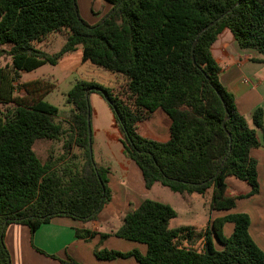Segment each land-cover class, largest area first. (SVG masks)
<instances>
[{"label":"trees","instance_id":"1","mask_svg":"<svg viewBox=\"0 0 264 264\" xmlns=\"http://www.w3.org/2000/svg\"><path fill=\"white\" fill-rule=\"evenodd\" d=\"M106 1L112 11L90 25L81 17L77 0H0V47L9 48L0 55L11 57V65L0 68V104L14 106L0 117V264H11L5 244L9 226L24 225L34 234L59 217L86 225L111 202L110 171L94 162L88 135L92 93L108 103L123 134V148L147 190L160 184L183 196L204 198L210 192L212 213L231 211L238 200L260 192L251 151L261 146L258 131L264 136V112H254V127L240 114L234 96L221 83L212 46L230 30L242 49L264 56V0ZM53 34L66 38L60 51L50 54L41 44ZM81 48L83 62L125 79L121 93L77 81L67 97L73 110L64 123L58 120L59 110L43 100L53 88L49 83L21 84L37 98L31 103L16 99L21 73L56 66ZM158 110L171 121L167 143L146 139L137 130ZM40 141H63L64 153L43 160L35 151ZM231 177L247 183L250 193L229 197ZM176 218L171 206L144 200L115 233L101 238L141 243L147 253L101 250L96 256L134 257L139 264H264V252L249 233L248 215L172 229L170 222ZM226 223L233 225L228 238L223 235ZM96 235L76 229L80 240Z\"/></svg>","mask_w":264,"mask_h":264},{"label":"crops","instance_id":"2","mask_svg":"<svg viewBox=\"0 0 264 264\" xmlns=\"http://www.w3.org/2000/svg\"><path fill=\"white\" fill-rule=\"evenodd\" d=\"M77 3L81 17L90 25L102 22L113 9V5L106 0H77ZM212 54L221 68L222 85L234 96L240 114L254 127V112L257 109L264 112V56L253 49H242L230 30L221 33L212 46ZM158 113L169 119L158 110L149 119L139 123L137 130L146 139L167 143L171 139V121L170 126L164 127L161 117L156 116ZM258 138L261 146L253 149L251 156L257 161L259 194L238 200L235 209L231 211L213 212L209 222L232 214L248 215L251 238L264 252V136L261 131H258ZM141 178L142 181L127 179L113 186L109 182L112 200L92 223L84 225L67 217H59L42 225L34 234L24 225L9 226L5 232V244L11 264H61L60 259H72L79 264H139L134 257L99 259L96 252L107 250L130 253L138 250L143 255L147 253L148 247L141 243L116 236L104 240L101 238V234L115 233L121 227L124 217L144 201L141 194L148 190L142 174ZM227 184L229 197L247 195L251 191L247 183L232 177L228 178ZM112 223L118 225L107 230ZM76 229H89L97 235L88 241L80 240L76 237ZM232 232L233 225L228 223L224 233L230 236ZM215 247L222 249V245L216 241Z\"/></svg>","mask_w":264,"mask_h":264},{"label":"rangeland","instance_id":"3","mask_svg":"<svg viewBox=\"0 0 264 264\" xmlns=\"http://www.w3.org/2000/svg\"><path fill=\"white\" fill-rule=\"evenodd\" d=\"M65 36L63 34H53L48 37L42 48L50 54H55L62 48ZM9 48L0 47V50L9 51ZM79 52L67 55L56 66L44 65L32 72L21 73L15 84L16 99H23L26 103L36 100L37 95L27 94L21 88V84L32 81H44L53 86L49 94L43 100L59 110L58 120L61 122L69 121L68 116L73 110L72 105L67 102L69 92L77 81H86L95 83L103 88L112 89L114 93H121L125 86V79L117 74L106 71L102 68L94 66L90 62H83ZM11 65V57L7 54L0 55V68ZM91 107V152L94 162L101 168L108 169L109 182L112 186L117 182L122 183L125 180L137 182L142 181L141 172L136 164L126 154L121 140L123 134L117 124L113 112L108 103L98 93H92L89 96ZM14 106L0 104V117L7 113L8 109ZM161 117L164 127L170 126V120L161 113L156 115ZM63 141L53 143L50 141L37 142L35 151L38 156L46 160L51 154L58 158L64 152L62 149ZM77 155H81L80 151L75 149ZM80 159L74 160L73 164H79ZM111 188V187H110ZM210 192L206 197L199 195H180L172 192L170 189L160 184H155L152 189L142 193L143 200H154L171 206L177 213V218L170 222V228H180L187 226L202 227L208 224L212 212L209 210L208 202L210 200ZM226 223L224 227L227 225ZM117 223H112L107 230H111ZM228 238L230 236H226Z\"/></svg>","mask_w":264,"mask_h":264},{"label":"water","instance_id":"4","mask_svg":"<svg viewBox=\"0 0 264 264\" xmlns=\"http://www.w3.org/2000/svg\"><path fill=\"white\" fill-rule=\"evenodd\" d=\"M89 92L86 93V96H88ZM88 135L91 138V126H90V121H88Z\"/></svg>","mask_w":264,"mask_h":264}]
</instances>
